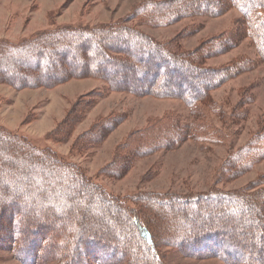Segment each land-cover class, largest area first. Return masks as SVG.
Returning a JSON list of instances; mask_svg holds the SVG:
<instances>
[{"label": "trees", "instance_id": "16d2710c", "mask_svg": "<svg viewBox=\"0 0 264 264\" xmlns=\"http://www.w3.org/2000/svg\"><path fill=\"white\" fill-rule=\"evenodd\" d=\"M229 9L241 15L238 31L193 51L177 40L157 41L139 28L212 17ZM127 17L93 25H53L18 42L0 39V84L15 90L52 89L72 79L94 78L105 82L109 92L184 102L189 120L165 115L125 139L106 169L113 177L128 171L135 160L186 141L219 143L204 130L210 125L205 110L214 115L218 111L211 90L258 61L264 63V0H145ZM245 38L258 61L240 56L218 69L205 66V60ZM100 96H85L92 102L69 112L50 134L53 143L67 142ZM120 122L121 117L96 122L72 150L98 147ZM263 159L264 129L227 152L216 183L232 181ZM129 204L54 149L38 147L0 125V250H12L23 264H164L167 251L219 255L230 264H264V176L224 192L140 193Z\"/></svg>", "mask_w": 264, "mask_h": 264}, {"label": "rangeland", "instance_id": "374dc122", "mask_svg": "<svg viewBox=\"0 0 264 264\" xmlns=\"http://www.w3.org/2000/svg\"><path fill=\"white\" fill-rule=\"evenodd\" d=\"M144 1L0 0V39L18 42L53 25H93L129 18L127 16ZM240 19L236 9H229L212 17L197 16L164 27L139 28L157 41L177 40L185 50L193 51L220 36L234 35ZM240 56L258 61L255 48L246 38L224 53L205 60V66L218 69ZM90 92H98L101 96L86 110L67 142L53 143L50 134L59 128L77 105L83 103L86 107L84 102H92V97H85ZM210 98L217 104L218 111L214 115L205 110L210 125L204 130L209 132V138L219 143L207 144L204 141L201 145L186 141L169 151L135 160L128 171L115 177L110 176L106 169L125 139L165 115L189 120L190 112L183 101L122 91L109 92L105 82L94 78L72 79L52 89L15 90L0 84V125L29 137L38 147L54 149L60 157L79 165L108 193L122 198L130 206V200L140 193L166 192L186 196L203 194L212 188L224 192L245 187L264 176L263 159L232 181L218 184L215 180L227 152L243 146L254 133L264 129V63L259 64L258 61L253 69L213 88ZM111 117H121V122L102 144L89 151L76 153L72 150L79 136L89 131L96 122ZM203 147L204 150H201ZM167 252L164 264H230L219 255L202 257ZM50 255L49 259L53 257ZM0 264L23 263L12 250L2 249Z\"/></svg>", "mask_w": 264, "mask_h": 264}]
</instances>
